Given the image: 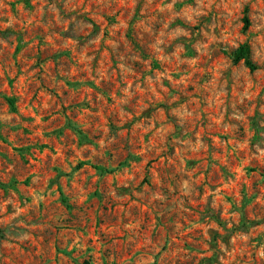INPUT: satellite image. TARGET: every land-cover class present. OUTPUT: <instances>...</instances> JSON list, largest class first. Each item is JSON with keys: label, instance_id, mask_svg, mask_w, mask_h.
<instances>
[{"label": "rangeland", "instance_id": "1", "mask_svg": "<svg viewBox=\"0 0 264 264\" xmlns=\"http://www.w3.org/2000/svg\"><path fill=\"white\" fill-rule=\"evenodd\" d=\"M0 185V264H264V0H0Z\"/></svg>", "mask_w": 264, "mask_h": 264}, {"label": "trees", "instance_id": "2", "mask_svg": "<svg viewBox=\"0 0 264 264\" xmlns=\"http://www.w3.org/2000/svg\"><path fill=\"white\" fill-rule=\"evenodd\" d=\"M248 12H249V8L246 6L245 8V15L243 18V22H244V29H248L249 26L251 25V21L250 18L248 16ZM131 36V35H129ZM230 56L233 60L234 63H238L243 61L244 64L251 70V71H255L256 69H258V65L257 63L253 60L252 55H251V46L249 42H245L243 44H241L238 48H236L235 50L230 52ZM8 103L10 104V106L14 109L15 108V98L10 97L7 98ZM84 163H79L78 167H81ZM95 168H97L98 170H100L101 172H110V169H107L103 166L100 165H95ZM27 182V181H26ZM2 186V185H0ZM61 199L63 202H67V197H65L62 193ZM84 264H89L87 262H85Z\"/></svg>", "mask_w": 264, "mask_h": 264}]
</instances>
